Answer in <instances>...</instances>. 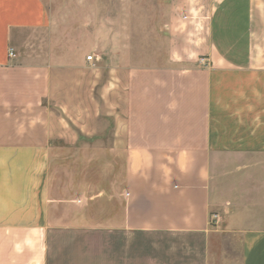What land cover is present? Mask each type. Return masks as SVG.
Wrapping results in <instances>:
<instances>
[{
	"label": "crops",
	"instance_id": "obj_1",
	"mask_svg": "<svg viewBox=\"0 0 264 264\" xmlns=\"http://www.w3.org/2000/svg\"><path fill=\"white\" fill-rule=\"evenodd\" d=\"M202 11L195 0L162 8L165 52L128 69L124 104L108 114L122 188L84 203L82 188L69 193L53 175L70 153L55 147L64 136L47 103L51 14L44 0H0V264H264V0H218L207 20ZM69 45L61 37L63 65ZM133 234L188 243L132 245Z\"/></svg>",
	"mask_w": 264,
	"mask_h": 264
},
{
	"label": "rangeland",
	"instance_id": "obj_2",
	"mask_svg": "<svg viewBox=\"0 0 264 264\" xmlns=\"http://www.w3.org/2000/svg\"><path fill=\"white\" fill-rule=\"evenodd\" d=\"M44 1L52 18L49 36L55 54L52 91L47 103L56 118L54 131L64 136L61 142L56 139L55 147L68 149L70 153L67 157L54 158L53 175L56 179L68 178L69 193L82 188L86 203L94 195L101 193L106 197L122 188L124 156L121 151L114 156L107 151L108 137L112 133L108 114L113 112V107L118 109L124 104L128 69L153 63L157 54L165 52L167 31L161 28L160 16L168 0ZM217 1L195 0V6L203 10L201 17L204 20ZM189 15L194 16V11L191 10ZM97 31L105 41L98 50L92 44V35ZM109 34L115 36L114 49L106 44ZM61 37H67L70 43V53L64 65L60 61ZM93 54L100 59L95 57V61H88V56ZM82 134L89 139H82L80 146L76 147L75 138ZM78 148L88 150L77 156ZM226 206L229 207L230 202ZM106 209V199L93 208L99 216L104 210L106 215ZM90 212H87L89 216ZM72 213L69 212V216ZM213 214L220 219L226 211L223 206L217 207ZM217 224L212 223V227ZM92 239L89 237L90 241ZM94 243L106 244L107 238L97 236ZM128 243L167 246L188 242L178 237L133 234Z\"/></svg>",
	"mask_w": 264,
	"mask_h": 264
},
{
	"label": "built area",
	"instance_id": "obj_3",
	"mask_svg": "<svg viewBox=\"0 0 264 264\" xmlns=\"http://www.w3.org/2000/svg\"><path fill=\"white\" fill-rule=\"evenodd\" d=\"M9 56L11 57V58H15L16 57V54H15V52H14V50L13 49H11L10 50V53H9ZM88 61H95V57L94 56H88ZM220 219H219V216L218 215H211V224L213 223V224H217L218 223V221H219Z\"/></svg>",
	"mask_w": 264,
	"mask_h": 264
}]
</instances>
